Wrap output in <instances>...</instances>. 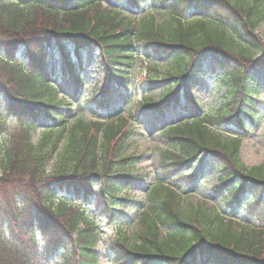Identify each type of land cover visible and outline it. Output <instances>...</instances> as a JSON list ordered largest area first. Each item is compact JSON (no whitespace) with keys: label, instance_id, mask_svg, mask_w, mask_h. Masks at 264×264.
Wrapping results in <instances>:
<instances>
[{"label":"trees","instance_id":"1","mask_svg":"<svg viewBox=\"0 0 264 264\" xmlns=\"http://www.w3.org/2000/svg\"><path fill=\"white\" fill-rule=\"evenodd\" d=\"M145 1L126 0L128 12L102 0H0V264H54L57 255L62 264H99L97 213L113 226L111 264H264V224L234 216L245 204L264 220V164L247 169L240 161L243 135L258 123L252 70H264L257 34L264 0H154L150 9ZM161 5L169 11L160 23ZM194 12L203 17L185 19ZM91 50L99 71L89 99L84 58ZM143 57L169 66L157 100H134ZM206 68L230 95L215 111L189 94L188 81ZM62 77L79 104L101 113L96 120L58 100ZM114 99L125 114L110 116ZM183 103L179 121L161 132L162 173L176 184L160 182L145 200L131 199L130 187L143 179L126 156L137 135L133 119L147 110L173 115ZM40 121L45 128L34 143ZM219 125L242 136H225ZM195 160L219 173L212 189L224 211H183L178 183H199L206 173L191 174ZM60 192L72 200L58 199Z\"/></svg>","mask_w":264,"mask_h":264},{"label":"rangeland","instance_id":"2","mask_svg":"<svg viewBox=\"0 0 264 264\" xmlns=\"http://www.w3.org/2000/svg\"><path fill=\"white\" fill-rule=\"evenodd\" d=\"M235 1H247L253 2L254 0H235ZM104 6L108 8H123L129 12V8L122 0H102ZM154 0H148L147 4L143 6L151 7ZM156 4V3H155ZM160 10V14H158L157 21L163 22L168 19L166 13L169 11L168 6L161 5L157 6L156 10ZM166 12V13H165ZM193 16H187V19L192 18H200L202 14L198 12H194L191 14ZM258 36L260 38H264V21L261 23ZM261 54H258L256 59L260 58ZM23 56L21 53L20 57ZM145 57V56H144ZM141 59L142 62H139L137 65L136 76H137V84L135 86V96L134 100H139L145 95L148 97L157 100L160 94L164 91L166 87L165 84H162L160 81L161 75L169 70V66L166 63L165 59L161 60H150L149 58ZM207 58V56H205ZM84 67L86 69V80H87V95H89L93 89V82L97 77L99 71V60L97 53L94 50L88 51L85 54L84 58ZM256 74L259 84V95H257V110H258V119L259 124L255 127H252L250 130V134L243 137L242 147L240 149V161L241 164L247 168L251 169L257 166L264 164V70L262 68H255L252 71ZM100 76V75H99ZM102 78V77H101ZM151 78V80H149ZM196 83V84H195ZM189 94L195 96L197 101L200 102L205 108L211 110H218L221 104L230 96L228 90L225 86H222L219 81L213 76L210 75L209 70L203 69L202 73L199 77L193 78L188 82ZM59 97L58 100H61L63 97L67 98L66 102H71L75 106L73 107V111H77L78 108L81 107L80 113L83 115V120L86 122H91L95 117H99L101 115L100 112L96 113V108L93 103H88L84 101L82 105L79 107V103L77 98H75L76 93L74 92L73 87L66 81L65 77H62L61 82L59 83ZM71 100V101H69ZM4 100L0 97V108L4 110L5 104ZM114 99L112 106H117V114L125 113L126 110L122 109V103ZM132 103V102H131ZM184 106V103L173 113V115L165 114L160 116H154L150 110L143 112L138 125H136V132L138 134L137 137L132 139V145L129 149L126 156H133L137 160V164L134 166V173L140 174L143 179L137 180L129 189V196L133 200H145L148 191L151 186H157L158 183H171L175 185L174 177H165L163 176L161 169V152L166 150V141L162 136V130L170 125L171 122L179 121V113ZM113 116L115 114H112ZM109 116V115H108ZM172 116V117H171ZM102 117H105L103 115ZM107 117V116H106ZM9 128L12 131L14 129L15 124L9 123ZM45 128V123L40 121L38 126V133L35 135L33 142L36 143L40 137V133L43 132ZM227 129L232 131L224 132L238 134V129L234 126L228 127ZM12 133V132H11ZM7 140V137L1 138V141L4 142ZM202 157V156H200ZM196 165L191 166V174L200 173L202 171H206L208 168L209 171V163L208 165L199 164L196 161ZM205 176L199 183H195L193 185H185L184 183H178V185L183 190V211L190 212L191 210H197L199 206L207 207V209L211 210V208H218L222 211L225 210L224 205H221V198L218 195H215L213 192V187L216 185V178L219 173L215 171H211V173L204 174ZM97 182V179H95ZM206 182V183H204ZM221 202V203H220ZM244 205L237 208V214L240 220H243L244 223L249 225H262L264 224V220L259 218L258 216L250 215L247 210L244 209ZM95 212L96 210H92ZM98 216H101L100 213H97ZM231 214V212L229 213ZM101 235L104 237L101 243L99 244V264H111L112 255L108 246V239L114 236L113 226L106 219L100 218L97 220ZM130 227L132 231L138 230V224L134 218L130 221ZM166 231V230H164ZM39 248H43L44 239L39 238V244L37 245ZM62 262L61 258H57L54 264H60Z\"/></svg>","mask_w":264,"mask_h":264}]
</instances>
